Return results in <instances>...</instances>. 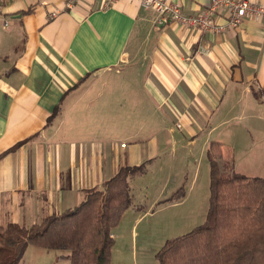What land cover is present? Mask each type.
Listing matches in <instances>:
<instances>
[{
    "label": "crops",
    "instance_id": "1",
    "mask_svg": "<svg viewBox=\"0 0 264 264\" xmlns=\"http://www.w3.org/2000/svg\"><path fill=\"white\" fill-rule=\"evenodd\" d=\"M171 1L189 15L210 2ZM154 17L136 0L2 5L1 225L29 228L77 205L120 166L144 164L128 178L131 205L112 229V264L118 229L126 221L136 240L142 217L131 182L142 183L156 168L162 187L150 207L186 199L179 194L182 170L173 167L183 150L202 159L217 141L237 173L264 176V22L246 18L213 34L172 22L153 27ZM215 19L222 23L223 13ZM59 251L29 245L19 264H48L53 252L52 264L68 260ZM121 254L137 264L136 245Z\"/></svg>",
    "mask_w": 264,
    "mask_h": 264
},
{
    "label": "trees",
    "instance_id": "2",
    "mask_svg": "<svg viewBox=\"0 0 264 264\" xmlns=\"http://www.w3.org/2000/svg\"><path fill=\"white\" fill-rule=\"evenodd\" d=\"M206 157L210 182L205 220L166 239L156 258L160 264H264V176L235 172L232 158L225 160L217 141L209 143ZM143 172L144 164L122 165L72 208L44 216L29 228L0 224V264H19L29 245L65 250L70 264H110L112 229L131 205L128 178Z\"/></svg>",
    "mask_w": 264,
    "mask_h": 264
},
{
    "label": "rangeland",
    "instance_id": "3",
    "mask_svg": "<svg viewBox=\"0 0 264 264\" xmlns=\"http://www.w3.org/2000/svg\"><path fill=\"white\" fill-rule=\"evenodd\" d=\"M177 152L179 151L177 150ZM179 154L182 160H175L173 167L178 168V170L180 169V171L182 170V181L179 191L183 190V192H179V194L184 193L185 196L187 195L186 199L174 206H165L171 202L170 200L169 202L153 204L150 207L151 199L157 194L156 190L162 187L160 184L162 175H160L161 173L154 172L156 168H152V172L148 176L149 178L147 177L145 178L147 180H142V183L137 180L131 182L133 200L141 205L138 213L142 217L137 221L136 240L131 232H127V227H125L126 221L118 229L119 236L117 246L113 251L114 260L112 264H130V262H126V258L122 256L121 252L122 250H126L131 253L133 245H136L137 248V264H140L139 262L142 258L144 259L143 264H157L158 259L155 253L166 239L185 234L193 227L204 222L208 208L210 182L209 164L206 154L203 155L202 159L198 160L189 157V148ZM229 159L230 156H226L225 160L229 161ZM196 163L198 164V171H194ZM176 173L177 171H173L171 182L174 180ZM148 180L151 181L149 188L145 186ZM170 184L167 185L166 190L169 189ZM171 195L172 193L167 198ZM145 196L149 199L146 200L147 197ZM59 252L68 253L65 250ZM53 253L48 255V264H52V258H55L56 253ZM57 264H70V262L69 260L62 259Z\"/></svg>",
    "mask_w": 264,
    "mask_h": 264
},
{
    "label": "built area",
    "instance_id": "4",
    "mask_svg": "<svg viewBox=\"0 0 264 264\" xmlns=\"http://www.w3.org/2000/svg\"><path fill=\"white\" fill-rule=\"evenodd\" d=\"M8 0H0V9ZM79 0H65V5L71 7ZM114 0H105L111 3ZM137 4L155 13L153 27H161L167 23H175L181 27H190L202 32L213 34L223 33L237 28L246 18L264 22V5L249 0H210L209 5L196 14H184L181 6L171 0H136ZM223 13L222 23L215 17ZM55 13H51L53 16ZM6 24V23H5ZM125 146V144H121Z\"/></svg>",
    "mask_w": 264,
    "mask_h": 264
}]
</instances>
